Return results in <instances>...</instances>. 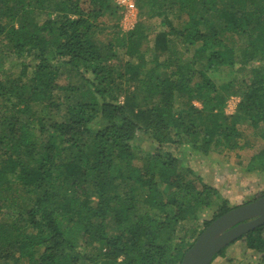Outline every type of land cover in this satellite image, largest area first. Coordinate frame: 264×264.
Returning a JSON list of instances; mask_svg holds the SVG:
<instances>
[{"label":"trees","instance_id":"1","mask_svg":"<svg viewBox=\"0 0 264 264\" xmlns=\"http://www.w3.org/2000/svg\"><path fill=\"white\" fill-rule=\"evenodd\" d=\"M134 2L125 32L114 0H0V264H180L234 208L190 228L219 193L179 155L264 139V0Z\"/></svg>","mask_w":264,"mask_h":264},{"label":"rangeland","instance_id":"2","mask_svg":"<svg viewBox=\"0 0 264 264\" xmlns=\"http://www.w3.org/2000/svg\"><path fill=\"white\" fill-rule=\"evenodd\" d=\"M134 5L136 10L133 14H130L132 16L124 17L125 10L121 8L119 12L121 18L119 21H116V18L107 20V26L102 31V40L107 41L116 37L115 32L117 29L113 26L115 21L118 22L121 30L125 32L130 30L133 24H136L138 21V11L135 2ZM158 22L159 20L157 19L146 21V32L150 37L154 35V30L152 31L153 24L157 25ZM152 45L153 42L150 41L142 48L146 52L145 56L147 60L152 59ZM190 55L191 53L186 56ZM241 76L242 79H251L250 74L246 72H243ZM238 102V97H231L225 107L226 113L233 114ZM245 132L244 142H248V145L244 150L221 152V149H217L204 155L200 152H191L184 148L185 156L181 157L179 155L183 166H189L196 176H200L203 181L216 188L219 193L215 205L201 212L200 219L196 224L189 223L188 226L190 228H197V231L201 230L203 222L213 217L216 206L222 201H226L230 207H237L264 192V172L247 171L249 165L252 163V157L264 150V139L252 134L249 130ZM140 156H145V153H142ZM213 264H264V256L262 253L258 254L248 250L244 242L239 240L227 246L224 255L216 257Z\"/></svg>","mask_w":264,"mask_h":264},{"label":"water","instance_id":"3","mask_svg":"<svg viewBox=\"0 0 264 264\" xmlns=\"http://www.w3.org/2000/svg\"><path fill=\"white\" fill-rule=\"evenodd\" d=\"M264 224V196L229 210L206 226L180 264H212L214 257L241 235Z\"/></svg>","mask_w":264,"mask_h":264},{"label":"built area","instance_id":"4","mask_svg":"<svg viewBox=\"0 0 264 264\" xmlns=\"http://www.w3.org/2000/svg\"><path fill=\"white\" fill-rule=\"evenodd\" d=\"M114 2L119 6V8H124L123 9L125 10L124 17H129V15L133 14L134 11L136 10L133 0H114ZM133 26L134 24L132 25V27Z\"/></svg>","mask_w":264,"mask_h":264},{"label":"flooded vegetation","instance_id":"5","mask_svg":"<svg viewBox=\"0 0 264 264\" xmlns=\"http://www.w3.org/2000/svg\"><path fill=\"white\" fill-rule=\"evenodd\" d=\"M264 196V195H263ZM263 196H260V197H263ZM260 197H255V198H252V199H250V200H248V202H246V203H244V204H242V205H245V204H248V203H250V202H253V201H255V200H257V199H259ZM238 207V206H237ZM234 208H236V207H234ZM233 209V208H232ZM228 212V211H227ZM223 215V214H222ZM221 216V215H220ZM219 216V217H220ZM218 218V217H217ZM216 218V219H217ZM216 219H214L213 221H215ZM212 221V222H213ZM211 223V222H210ZM209 225V224H208ZM207 225V226H208ZM251 231V230H250ZM248 233V232H247ZM246 234V233H245ZM245 234H243V235H241L240 237H238L235 241H233L231 244H233L234 242H236V241H239V240H241L242 239V237L245 235ZM231 244H229V245H231ZM228 245V246H229Z\"/></svg>","mask_w":264,"mask_h":264}]
</instances>
